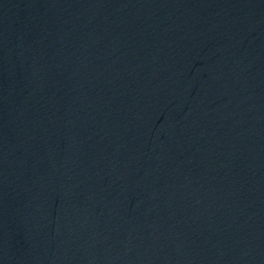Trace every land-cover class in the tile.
<instances>
[{"label":"water","instance_id":"water-1","mask_svg":"<svg viewBox=\"0 0 264 264\" xmlns=\"http://www.w3.org/2000/svg\"><path fill=\"white\" fill-rule=\"evenodd\" d=\"M0 264H264V0H0Z\"/></svg>","mask_w":264,"mask_h":264}]
</instances>
